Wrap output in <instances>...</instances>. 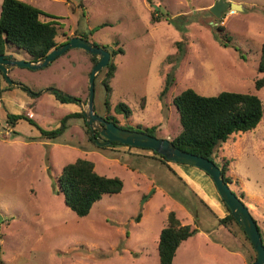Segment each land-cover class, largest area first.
<instances>
[{
    "label": "rangeland",
    "instance_id": "1",
    "mask_svg": "<svg viewBox=\"0 0 264 264\" xmlns=\"http://www.w3.org/2000/svg\"><path fill=\"white\" fill-rule=\"evenodd\" d=\"M25 1L42 10L41 19L55 21L58 42L76 33L108 50L123 49L114 57L108 107L104 72L94 79L95 111L121 125L155 126L157 136L170 139L181 129L172 99L183 89L205 96L223 90L257 94L261 120L251 130L231 134L214 160L230 161L229 186L255 206L250 213L264 239V86L254 87L264 74L257 71L264 0H223L241 9L227 14L226 7L220 17L210 11L218 0ZM11 53L29 58L16 48ZM91 68L89 53L69 48L45 67L9 70L10 78L29 90L8 84L0 72V264H159L158 236L169 211L196 228L171 264H252L255 252L244 233L231 222L220 227L171 161L165 164L140 147H96L82 117L69 118L56 138L40 134L39 128L53 129L65 114L82 111L79 103L60 104L45 89L54 87L85 102ZM167 76L173 81L161 97ZM118 102L129 107L130 116L114 110ZM7 113L23 117L11 126ZM78 157L91 160L97 173L123 181L119 193L103 195L82 217L66 206L57 182L63 165ZM242 185L263 200L250 198ZM235 229L241 243L230 232Z\"/></svg>",
    "mask_w": 264,
    "mask_h": 264
},
{
    "label": "trees",
    "instance_id": "2",
    "mask_svg": "<svg viewBox=\"0 0 264 264\" xmlns=\"http://www.w3.org/2000/svg\"><path fill=\"white\" fill-rule=\"evenodd\" d=\"M41 14V9L27 1L2 0L0 8V54L11 53V49L16 48L27 53L29 56L28 59L38 60L45 57L53 48L69 40L71 36L66 37L63 42H58L56 40L58 25L52 19H41ZM157 19L156 13L152 12V22H155ZM104 25H106V23L101 24V26ZM74 35L87 38L81 34L74 33L72 36ZM225 38L228 39L227 36H225ZM222 44L224 46L227 45L225 42H222ZM102 46L108 50L106 46ZM177 46L179 48V43H177ZM108 51L111 53V59L109 63L100 70V73L104 72L102 84L105 88V107L109 105L108 100L111 94L109 82L116 71L114 57L118 53H123V49L117 47ZM85 52L88 53L87 51ZM89 55L92 59L93 66L97 59L93 54L89 53ZM257 71L259 73H264V42L260 49ZM172 81L173 80H171L169 76L165 78L160 93L161 97L168 91ZM263 86L264 74L254 81L255 90H259ZM20 88L29 90V87L22 83ZM53 94L61 103H76L75 99H70L56 92H53ZM75 98L79 99L78 97ZM172 102L178 113L181 129L175 136L171 137L170 140L174 145L185 151L207 157L214 161L221 169L224 180L228 184L231 183V177L226 174L230 161L224 158L221 164H218L214 160V153L231 134L246 132L256 127L263 115V105L258 95L249 92L223 90L216 95L205 96L197 93L192 88H186L176 94ZM114 110L117 113H123L125 117L131 115V110L123 102H118ZM6 117L7 123L11 126H15L17 121L23 116L20 114L7 113ZM71 117L83 118V113L81 111L67 113L61 118L57 127L49 130L39 128L40 134L46 138L58 137L63 134L67 127L66 122ZM103 117L106 120L115 122L120 127L144 131L157 136L154 133L156 129L155 126L121 125L112 115H103ZM29 122L32 123L31 120H29ZM35 125L37 126V124ZM87 129L89 133L88 139L96 145V147H101L102 145L100 146L97 144V142L100 141L98 139L100 134L97 131H92L89 126H87ZM109 145L125 144L111 142ZM143 149L151 150L155 155H158L160 160L165 164L170 162L150 148ZM57 182L59 191L63 194L64 203L80 217L87 215L93 203L99 200L103 195L117 194L123 188L122 179L116 176L110 177L97 173L94 169V163L87 158L81 157L63 165ZM238 196L242 198L243 194L241 193ZM228 211L229 213L219 218L218 222L225 226H228L230 222L236 224L244 233L245 238L249 241V238L237 223L229 209ZM138 219L139 216L137 217V220ZM195 231L196 228H192L188 224H182L175 211H169L166 224L160 229L158 236L157 251L159 264H171L181 242L193 235ZM259 231L261 233L260 228ZM262 240L264 244V239L262 238Z\"/></svg>",
    "mask_w": 264,
    "mask_h": 264
},
{
    "label": "water",
    "instance_id": "3",
    "mask_svg": "<svg viewBox=\"0 0 264 264\" xmlns=\"http://www.w3.org/2000/svg\"><path fill=\"white\" fill-rule=\"evenodd\" d=\"M226 7L241 9L238 3L232 2L227 4L223 2V0H218L210 7V11L216 17H220L222 11ZM69 48H80L93 54L97 59L88 74V96L85 102L54 87L45 90L56 92L70 99H75V101L81 105V112L83 113V119L86 125L89 126L92 131H97L101 136V141L97 142L98 145L101 146L116 142L127 146L150 148L168 161L181 162L202 169L212 179L219 196L249 238L255 252V260L252 264H264V244L258 224L250 213L247 205L244 204L242 199L224 180L221 169L214 161L177 147L169 138L157 137L144 131L120 127L115 122L106 120L95 111L94 79L98 72L104 68L111 59L110 51L105 49L102 45H97L83 36L74 35L71 36L68 41L53 48L45 57L38 60H26L24 58H17L12 53H2L0 54V72L8 84L20 87V82H16L10 78L8 74L9 69L25 67L36 70L45 67ZM31 93L35 94L33 92Z\"/></svg>",
    "mask_w": 264,
    "mask_h": 264
},
{
    "label": "crops",
    "instance_id": "4",
    "mask_svg": "<svg viewBox=\"0 0 264 264\" xmlns=\"http://www.w3.org/2000/svg\"><path fill=\"white\" fill-rule=\"evenodd\" d=\"M58 102L60 104H62L60 101H58ZM170 164L174 168V170L177 171L178 175L181 176V178H183L186 182H188V184L192 187V189H194L196 191V195L199 197V200L201 202H203L205 205H208V207H210L213 215L216 218L215 222L217 224H220L218 222V219L226 216L229 213V211H228V208L225 205L224 201L219 196V194L215 188V185H214L212 179L209 177V175H207L202 169L197 168V167L192 166V165L185 164V163L171 161ZM227 172L230 173V169ZM242 187L245 188V190H247V193L250 195V198L251 197L253 198L255 196V197L263 200V197L260 195V193L248 190L244 185H242ZM244 202H246V205L249 208V211L253 210V207H255L250 202H247L245 200H244ZM180 220H181V218H180ZM257 224H258V221H257ZM224 226L225 225L220 224V227H222V228L227 227V226L226 227H224ZM228 227H229V225H228ZM230 232L234 235L236 240L241 243V237L239 236L238 231L235 229V231H233V232L230 231ZM243 248H244V246H243ZM244 249L248 250L246 245H245ZM244 249H242V251L246 254V250H244Z\"/></svg>",
    "mask_w": 264,
    "mask_h": 264
},
{
    "label": "built area",
    "instance_id": "5",
    "mask_svg": "<svg viewBox=\"0 0 264 264\" xmlns=\"http://www.w3.org/2000/svg\"><path fill=\"white\" fill-rule=\"evenodd\" d=\"M233 13H235V9L229 8L227 14H233ZM31 114H32V112L29 113V115H31Z\"/></svg>",
    "mask_w": 264,
    "mask_h": 264
},
{
    "label": "flooded vegetation",
    "instance_id": "6",
    "mask_svg": "<svg viewBox=\"0 0 264 264\" xmlns=\"http://www.w3.org/2000/svg\"><path fill=\"white\" fill-rule=\"evenodd\" d=\"M10 53V52H9ZM10 70V69H9ZM262 238H263V236H262Z\"/></svg>",
    "mask_w": 264,
    "mask_h": 264
}]
</instances>
